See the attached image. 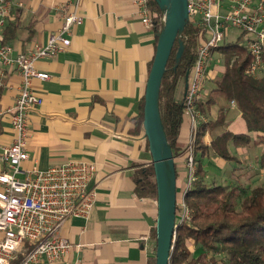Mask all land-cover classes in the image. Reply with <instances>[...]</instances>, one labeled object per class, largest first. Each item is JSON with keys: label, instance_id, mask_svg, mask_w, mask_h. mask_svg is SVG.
Returning <instances> with one entry per match:
<instances>
[{"label": "crops", "instance_id": "0c3cea01", "mask_svg": "<svg viewBox=\"0 0 264 264\" xmlns=\"http://www.w3.org/2000/svg\"><path fill=\"white\" fill-rule=\"evenodd\" d=\"M220 4L224 13L231 0H220ZM63 6L80 12L84 19L66 34L72 40L68 48L37 61V67L50 77L33 80L42 103L29 114V158L22 167L46 169L72 160L93 161L96 169L91 186L96 203L89 215L72 217L61 229L60 234L70 241L65 256L53 263L43 259L40 264H149L156 252L152 230L157 205L136 190L140 170L152 162L143 127L139 132L137 121L156 52V32L140 15L138 0H12V11L0 30L1 40L6 39L14 53L44 44L62 27L59 11ZM240 35L239 40L245 43L242 31ZM212 59L206 81L215 82L225 65ZM258 74L264 75V67ZM22 79L18 71L7 70L9 85L2 88L0 110L14 105ZM185 89L186 83L179 97ZM205 89L202 99L209 93ZM222 108L228 129L249 132L232 100L221 97L204 115L207 120L216 119ZM190 127L186 114L179 135L182 148L188 143ZM221 130L207 132L205 142L209 144ZM249 134L254 141L248 146L230 142L235 159L228 161L212 153L201 157L205 180L214 181L220 173L225 185L255 187L263 182L260 158L264 142L260 133ZM14 135L10 118L0 119V171L6 167L1 159L3 147L13 142ZM233 162L237 164L232 166ZM175 165L177 191H182L188 169L184 153L175 157ZM190 249H194L192 244Z\"/></svg>", "mask_w": 264, "mask_h": 264}, {"label": "built area", "instance_id": "2783aa9c", "mask_svg": "<svg viewBox=\"0 0 264 264\" xmlns=\"http://www.w3.org/2000/svg\"><path fill=\"white\" fill-rule=\"evenodd\" d=\"M220 6V0H188L189 22L199 26L203 36L185 91V113L191 133L185 149L188 181L177 199V222L190 218L184 193L197 178L195 139L198 125L207 120L196 105L203 96L213 50L234 27L244 32L245 44L253 56L246 73L255 76L264 67V2L231 0L224 13ZM138 8L144 21L152 24L148 0H138ZM11 11L12 0H0V30ZM59 13L64 23L44 44L14 53L13 46L0 38V87L9 85L5 81L7 70H16L23 78L14 105L0 110V119L8 116L15 131L13 142L4 146L1 154L6 167L0 171V264H13L20 253L23 257L16 264H40L43 259L60 261L70 249V241L60 234L64 224L72 217L89 215L96 203V191L91 186L96 169L93 161L72 160L46 169L22 167L29 158V114L42 103V97L33 89V80L50 77L37 67V61L68 48L72 40L66 34L84 19L80 12L67 6L60 8ZM232 103L236 105L234 100ZM261 171L264 175V165ZM153 201L157 205V199Z\"/></svg>", "mask_w": 264, "mask_h": 264}, {"label": "trees", "instance_id": "16d2710c", "mask_svg": "<svg viewBox=\"0 0 264 264\" xmlns=\"http://www.w3.org/2000/svg\"><path fill=\"white\" fill-rule=\"evenodd\" d=\"M148 6L157 45L164 22V12L156 0H148ZM242 34L244 35V32ZM202 36V29L188 22L181 36L185 43L182 56L177 60L179 44L175 42L161 83L160 113L174 157L180 153L185 154L186 149V146L182 148L179 142L181 125L186 115L185 93L183 97H179L177 89L180 82L183 83L182 86L185 85L187 74H191ZM239 37L241 38V35ZM4 40L7 43L6 39ZM215 51L222 54L225 71L218 76L215 86L205 98L197 103V109L204 114L207 107L218 103L221 97L228 101L234 100L248 131L260 133L259 139L264 142V75L253 76L246 73L247 67L253 62V56L246 44L239 39L226 41L224 38L213 53ZM2 94L0 87V100ZM143 120L144 96L141 99L137 121L139 132L143 127ZM217 128L222 130L213 134L209 144L206 143L205 134ZM249 132L235 133L228 129L226 111L223 108L216 119L201 121L198 125L194 146L197 178L184 193L190 218L178 223L170 264H264V182L249 190L240 185L208 184L201 163V157L210 153L228 161L235 159L229 149L230 142L238 146L252 144L254 139ZM260 163L264 165V150ZM139 173L136 178L138 195L157 199L153 163L141 169ZM187 181L188 169L185 186ZM185 186L182 191H177V199ZM176 213L179 218V206L176 207ZM152 238L156 240V227L152 230ZM190 244L194 246L193 250L190 249ZM22 257L23 254L20 253L13 264L19 262ZM155 261L154 254L150 257L149 264H155Z\"/></svg>", "mask_w": 264, "mask_h": 264}, {"label": "water", "instance_id": "95a60500", "mask_svg": "<svg viewBox=\"0 0 264 264\" xmlns=\"http://www.w3.org/2000/svg\"><path fill=\"white\" fill-rule=\"evenodd\" d=\"M164 12V22L158 35L155 56L149 71L144 94L143 131L152 155L157 183V222L155 264H170L177 222V170L172 147L164 130L159 98L160 88L171 52L178 42L177 60L185 43L182 32L189 22L188 0H156ZM189 74L186 76V88Z\"/></svg>", "mask_w": 264, "mask_h": 264}, {"label": "rangeland", "instance_id": "374dc122", "mask_svg": "<svg viewBox=\"0 0 264 264\" xmlns=\"http://www.w3.org/2000/svg\"><path fill=\"white\" fill-rule=\"evenodd\" d=\"M240 30L239 29H236V28H234V27H232V28H230V33H229V35H227L226 36V41H231V40H234V39H242V38H240V37H238V35L240 34ZM212 62L213 63H219V64H221V66H223L224 65V60H223V56H222V54L220 53V52H218V51H215L214 52V55H213V59H212ZM182 85H183V83H179V86H178V89H177V92H178V95H179V93L181 92V90H182ZM205 90H204V92L206 93H208L209 92V89L210 88H212V87H214L215 86V82L213 81V80H207L206 81V83H205ZM207 95V94H206ZM205 95V96H206ZM261 152V151H260ZM259 152V153H260ZM235 164H237L236 162H233V163H231V165L233 166V165H235ZM227 166H229L230 167V163H228L227 164ZM228 168V167H227ZM232 169V168H231ZM221 171H223V170H221ZM223 174V173H222ZM206 182L208 183V184H212V183H221V184H227L226 183V181L225 180H222L221 179V174L219 173L217 176H216V180H206ZM263 182H264V180H263ZM262 182V183H263ZM254 187V186H253ZM253 187H251V186H249V187H242V188H245L246 190H249V189H251V188H253ZM243 194H245L244 192H242ZM175 237H176V235H175ZM220 264H223V263H220Z\"/></svg>", "mask_w": 264, "mask_h": 264}]
</instances>
